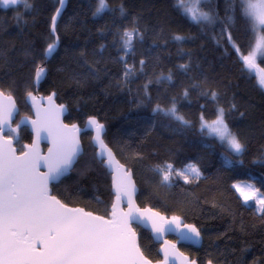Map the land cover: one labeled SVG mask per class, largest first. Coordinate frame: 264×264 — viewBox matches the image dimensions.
<instances>
[{
	"label": "trees",
	"instance_id": "1",
	"mask_svg": "<svg viewBox=\"0 0 264 264\" xmlns=\"http://www.w3.org/2000/svg\"><path fill=\"white\" fill-rule=\"evenodd\" d=\"M106 3V10L94 15L97 0H69L57 25L60 48L46 65L39 92L56 93L57 102L67 105L66 123L83 126L96 118L105 126L106 143L134 173L138 204L201 231L202 246L186 248L198 264H264V213L254 203L245 204L232 187L250 182L264 192V88L242 60L255 42L245 19L228 0L200 5L212 16L210 23L193 22L177 0ZM28 4L0 5V90L16 99L18 123L32 117L28 92L35 93L36 68L55 42L51 22L59 1ZM133 28L139 35L127 51L120 37ZM255 66L264 72V57ZM128 69L131 75L125 77ZM173 103L188 124L154 111ZM218 108L245 145L241 154L201 129V117L211 122ZM19 129L14 140L23 148L33 136L23 124ZM83 144L84 155L53 193L67 205L108 217L114 199L111 176L96 156L90 133ZM165 163L174 168L194 163L200 176L189 174L185 183L173 175L170 186H160L153 169ZM138 233L145 255L158 260L151 234L141 228Z\"/></svg>",
	"mask_w": 264,
	"mask_h": 264
},
{
	"label": "snow or ice",
	"instance_id": "2",
	"mask_svg": "<svg viewBox=\"0 0 264 264\" xmlns=\"http://www.w3.org/2000/svg\"><path fill=\"white\" fill-rule=\"evenodd\" d=\"M18 3L24 4L25 7L30 6L28 0H0V5L4 7ZM59 3L63 7L64 0H59ZM203 3L204 0H188V3L185 0H177L178 7L182 8L193 22L210 23L212 16L200 9ZM228 3L233 12L239 10L255 39V45L249 54L242 57L247 68L252 69L255 67V58L258 55L264 57V35L260 34L264 33V0H228ZM189 4L194 6L190 7ZM106 8V0H97L94 15L102 13ZM121 11L123 12V9ZM56 14H60V9H57ZM228 19L231 21L232 16ZM55 21L54 16L53 30ZM137 35L139 33L135 28L123 32L120 39L127 51H131L133 39ZM176 39L181 37L177 36ZM228 39L231 41L230 35ZM55 48L56 44H49L45 58L54 53ZM2 56L0 53V57ZM140 63L143 64L144 61ZM43 74L44 69L38 66L35 79L39 80ZM129 75L131 69L124 73L125 77ZM168 79L170 80L171 76ZM258 84L264 88V75L259 77ZM187 94L185 91L184 95ZM210 95L213 100L216 99L215 92ZM28 96L35 101L31 92H28ZM48 99L51 101L52 97ZM235 107L233 104L232 108ZM63 111V105H51L43 112L37 109L36 119L31 120L37 139L31 145H24L26 150H22L18 155L13 147L14 137L11 133L16 132L20 124L25 123L28 118L25 117L16 128H12L15 102L11 95H4L0 91V264H151L137 245L136 233L132 228L134 222L145 219L146 213H150L147 219L157 236L163 235L171 230L170 226L175 225L181 233L187 231L198 240L199 230L190 224H183L181 227L179 217L173 216L169 220L150 209L141 213L140 209L135 207L136 187L131 173L121 172L120 165L116 166L117 175L113 177L117 204L112 206L111 218L94 215L83 208L69 207L52 195L50 183L59 180L73 169L81 151L77 138L80 129L75 124L69 128L61 123L60 115ZM154 111L164 112L182 124H188L177 112L175 103L167 109L157 105ZM201 121V129L207 128L210 134H214L232 152L241 154L244 151L245 145L225 122L223 108L217 109L216 119L211 122L204 121L203 117ZM87 125L95 129V140L101 148L98 155L103 158L105 152L107 153V165L111 169L112 153L101 137L104 125L94 118H89ZM6 128L9 133L7 138L4 136ZM42 132L47 133V137H42ZM47 138L51 139L52 147L44 156L39 150V140ZM104 162L101 159V163ZM42 168L46 171H41ZM153 171L159 174L160 186H170L173 175L183 178L185 183L189 182V174L192 179H198L200 176V170L194 163H188L183 168H174L173 164L165 163L156 165ZM232 187L240 194L245 204L254 201L257 210L264 213V192H260L253 184H233ZM122 197L127 198V211L118 208ZM163 264H168L167 250ZM185 264H188L186 258ZM191 264L196 262L191 261Z\"/></svg>",
	"mask_w": 264,
	"mask_h": 264
},
{
	"label": "water",
	"instance_id": "3",
	"mask_svg": "<svg viewBox=\"0 0 264 264\" xmlns=\"http://www.w3.org/2000/svg\"><path fill=\"white\" fill-rule=\"evenodd\" d=\"M68 4H69V0H64L63 7H61V5L59 3L58 9H60V14L57 15L56 14L57 11L54 14V16L56 17V21H55L54 30H53V23L51 22V35L55 39L54 44H56V48L54 50V53H52L48 58H45V62L40 66L41 68L44 69V74L41 76V78L39 80H36L35 77H34V85H35L36 91H35L34 94H32V96L35 97V101H33L31 97H28V104L32 108V117H30L25 123H23V125L28 127L29 131L31 132V134L33 136L32 143L37 139L36 133H35L33 127H32V124H31V120H35L36 119L37 109H39V110H41L43 112L44 110L48 109L51 105H55L57 107L63 105L64 111L60 115V121H61V123L67 125L69 128H71V126H72L71 124H68L65 121L66 116L68 114V107L65 104H60V103L57 102L56 93H52L49 96H44V95H42L39 92L42 80L48 75V68L46 67V65H47V63H49L53 59L54 55L58 52V50L60 48V38H59V36L57 34V25H58L61 17L63 16V14L67 10ZM4 95H8V94L4 93ZM50 96L52 97L51 101L48 99ZM11 97H12L13 101L15 102V112L13 113L11 127L12 128H16L15 127V123H16V121L18 119L19 114H20V108H19V106H18V104L16 102V99L13 96H11ZM94 119H96V118H94ZM96 120L98 121V119H96ZM87 121H86V123L83 126H79V125L75 124L77 126V128L80 129V131L77 133V138L79 140V146H80L81 151L78 154V157L76 159L75 164L73 165V169L71 171H69L66 175L62 176L59 180L53 181V182L50 183L49 188H50L51 194L54 195L53 187L55 185L60 184L66 177H68L72 173V171L74 170L75 166L77 165L79 159L84 155L85 150H84V144H83V136L88 134V133H90L92 135L91 143H92L94 149L96 150V156H97L99 161H101V159H103L105 161L103 163V165L106 168V170L108 171V173L110 174L111 180H112V193L114 195V199H113V203H112V205L110 207V214H109L108 217H105V218H111L112 206L114 204H117L116 189H115V186H114L113 177L117 175L116 166L120 165V166H122L121 172H129L130 171L132 181L135 184V187H136V193L134 195L135 207L139 208L141 213H144L145 210L150 209L152 212H158L161 216H164L166 219L170 220L172 217H167L166 215H164L163 213L157 211L156 209H153L152 207H141L138 204L137 197H138V194H139V187H138V185L136 183L133 171L131 169H128L127 166H125L124 164H122L120 162V160L116 156L114 150L106 143V141L104 139V137L106 135V128L104 126V130H103V132L101 134V137H102V139L104 141V144L106 145L107 149L111 151L112 158H113L112 168L109 169V167L107 165V160H108L107 153L105 152V155H104L103 158H101L98 155V153L101 151V148H100L99 143L95 140L96 132H95L94 128H92V127L87 125ZM21 125L22 124H20V126ZM8 134L9 133H8L7 128H6L5 132H4L5 138L8 137ZM41 136L42 137H47V133L42 132ZM12 143H13V147L16 149V152H17L18 149L15 147V140L14 139H13ZM44 146H46L47 148L45 149ZM51 147H52V143H51V139L50 138L40 139L39 140V150H40L41 155L46 156L48 154V149L51 148ZM17 154H18V152H17ZM41 171H46V169L42 168ZM57 199H59V198L57 197ZM68 206L69 207H73V206H70V205H68ZM73 208H82V207H73ZM118 208H119V210L127 211V198L126 197H122L121 198V200H120V202L118 204ZM83 209L87 212V210L85 208H83ZM92 213L94 215H99V214H96L94 212H92ZM147 215H150V213H146L145 214V219L137 221V222H134L132 224V228H133V230L136 233L135 239H136V243L140 247V249H141V246H140V236H139V233H138V228H141L142 230L149 232L151 234L153 240L155 241V243L160 245L159 254L162 257L161 261L153 262L149 258H147L146 255L144 254L145 258L151 261V264H163L164 257H165V250H167V253H168V264H185V258L187 259L188 264H191V261H195L196 264H198V262L196 260H193L189 255L183 253L180 250V246H189V247H193L195 249L200 248L202 246V244H203V235H202L201 231L198 228L197 229L200 232V237L198 238V240H197V238L193 237L187 231H184L183 233H181V231L179 229H177L175 225L170 226L171 230L164 232L163 235L157 236V234L153 231V229L151 227V223L147 219ZM180 221H181V227L183 226V224H186L181 218H180ZM171 237L175 238L176 241L171 240L170 239ZM165 242H167V243H165ZM173 245L175 246L174 248L172 247ZM141 251L143 252L142 249H141ZM207 264H209V263H207ZM211 264H214V263L211 262Z\"/></svg>",
	"mask_w": 264,
	"mask_h": 264
},
{
	"label": "flooded vegetation",
	"instance_id": "4",
	"mask_svg": "<svg viewBox=\"0 0 264 264\" xmlns=\"http://www.w3.org/2000/svg\"><path fill=\"white\" fill-rule=\"evenodd\" d=\"M5 8H7V7H5ZM17 124H18V119H17V121H16V123H15V127H17ZM20 128V127H19ZM17 129V132H13V133H11V136L12 137H14V139H15V137H16V135H19V133H20V129ZM22 129V128H21ZM26 129H28V127H26ZM9 135V134H8ZM91 137H92V135H91ZM32 143V142H31ZM31 143H24L22 146H23V148H20L19 147V145H18V143H16L15 142V147L18 149V154H20L21 153V151L22 150H25L24 149V145H30ZM44 148L46 149L47 147L46 146H44ZM139 229V228H138ZM171 240H173V241H176V239L175 238H170ZM158 245V244H157ZM186 248H189V246H180V250L183 252V253H185V254H187V255H189L190 257H191V255L188 253V251H187V249ZM193 248V247H192ZM159 249H160V245H158V255H159V259L158 260H156V261H153V260H151V261H153V262H159V261H161L162 260V257L160 256V254H159ZM145 254V253H144ZM147 257V256H146ZM148 258V257H147Z\"/></svg>",
	"mask_w": 264,
	"mask_h": 264
},
{
	"label": "rangeland",
	"instance_id": "5",
	"mask_svg": "<svg viewBox=\"0 0 264 264\" xmlns=\"http://www.w3.org/2000/svg\"><path fill=\"white\" fill-rule=\"evenodd\" d=\"M204 1H206V0H204ZM185 2L186 3H188V0H185ZM19 4V3H18ZM3 6V5H2ZM15 6V5H14ZM189 6L191 7V6H194V5H192V4H189ZM4 7V6H3ZM9 7H11V6H9ZM260 34H262V35H264V33H260ZM254 45H255V42H254ZM254 47V46H253ZM260 58H262V56H257L256 58H255V61H254V64L256 65V63H257V61H258V59H260ZM252 70V72L257 76V79L259 80V77L261 76V75H264V72L262 71L261 72V70H259L256 66L254 67V68H252L251 69ZM207 129V128H206ZM208 130V129H207ZM208 132H209V130H208ZM209 134H210V132H209ZM211 135H214V134H211ZM215 136V135H214ZM226 146V145H225ZM227 147V146H226ZM228 148V147H227ZM229 149V148H228ZM230 151H231V149H229ZM236 184H241V185H245V184H252V183H250V182H238V183H236ZM256 188V187H255ZM257 189V188H256ZM237 192V191H236ZM238 193V192H237ZM238 195L240 196V194L238 193ZM241 197V196H240ZM242 198V197H241ZM243 199V198H242ZM249 203H254V201H249L248 202V204ZM255 204V203H254ZM256 208H257V205H256ZM258 211V210H257ZM259 212V211H258ZM259 213H261V212H259Z\"/></svg>",
	"mask_w": 264,
	"mask_h": 264
}]
</instances>
